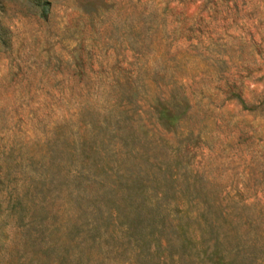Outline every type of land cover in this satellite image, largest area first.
I'll return each instance as SVG.
<instances>
[{"label": "rangeland", "instance_id": "rangeland-1", "mask_svg": "<svg viewBox=\"0 0 264 264\" xmlns=\"http://www.w3.org/2000/svg\"><path fill=\"white\" fill-rule=\"evenodd\" d=\"M0 264H264V0H0Z\"/></svg>", "mask_w": 264, "mask_h": 264}]
</instances>
